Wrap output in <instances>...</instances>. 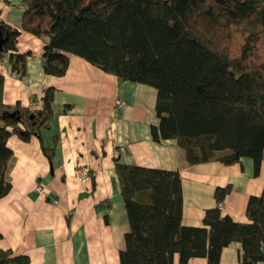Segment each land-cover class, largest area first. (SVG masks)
<instances>
[{"label":"trees","instance_id":"1","mask_svg":"<svg viewBox=\"0 0 264 264\" xmlns=\"http://www.w3.org/2000/svg\"><path fill=\"white\" fill-rule=\"evenodd\" d=\"M8 3L7 0H3ZM20 25L0 23L13 75L27 74L30 52H18L21 31L42 41L41 67L60 77L69 55L121 80L156 90L158 125L153 141L173 139L188 165L217 161L224 165L246 157L259 172L264 153V0H21ZM53 87L28 106L2 101L0 80V197L15 134L36 136L52 162L41 130L55 115ZM114 168L128 220L119 264H179L203 257L219 264L231 241L241 245L239 264L264 261V186L246 205L248 222L222 215L220 204L231 187H217L215 206L206 209L202 226L181 224L182 192L178 171L128 165ZM1 238V234H0ZM26 255L0 249V264H28Z\"/></svg>","mask_w":264,"mask_h":264},{"label":"crops","instance_id":"2","mask_svg":"<svg viewBox=\"0 0 264 264\" xmlns=\"http://www.w3.org/2000/svg\"><path fill=\"white\" fill-rule=\"evenodd\" d=\"M7 1L0 0V23L18 27L24 7L21 0ZM16 48L30 52L27 74L13 75L7 54L0 56L2 101L28 106L45 87H53L55 115L40 135L45 146H52L53 136L56 143L50 162L36 136L28 141L15 134L8 137L10 189L0 197V249L26 255L28 264H119L129 226L115 158L128 165L178 171L183 226H202L204 211L216 204L215 189L226 185L231 190L220 204L221 214L248 222L247 200L264 186V153L256 175L246 157L230 165L217 161L188 165L175 140L151 138V126L158 125L154 88L121 80L75 55H69L62 76L46 75L41 67L42 41L24 31ZM117 99L122 106L115 105ZM78 167L88 169L86 178L74 176ZM37 185L41 193L35 191ZM240 253V243L229 242L219 264H239ZM172 264H179L177 254ZM187 264L207 262L192 257Z\"/></svg>","mask_w":264,"mask_h":264},{"label":"built area","instance_id":"3","mask_svg":"<svg viewBox=\"0 0 264 264\" xmlns=\"http://www.w3.org/2000/svg\"><path fill=\"white\" fill-rule=\"evenodd\" d=\"M115 105L116 106H122V102L120 100H115ZM74 176L77 179H83L86 178L88 176V169L86 167H78L74 170ZM35 191L37 193H41V187L39 185H37L35 187Z\"/></svg>","mask_w":264,"mask_h":264},{"label":"water","instance_id":"4","mask_svg":"<svg viewBox=\"0 0 264 264\" xmlns=\"http://www.w3.org/2000/svg\"><path fill=\"white\" fill-rule=\"evenodd\" d=\"M6 38L2 36L1 32H0V52L2 51V45L5 42Z\"/></svg>","mask_w":264,"mask_h":264}]
</instances>
